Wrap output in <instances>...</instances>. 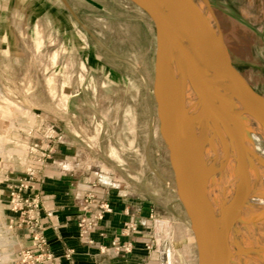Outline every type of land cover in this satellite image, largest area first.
<instances>
[{
    "label": "rangeland",
    "instance_id": "rangeland-1",
    "mask_svg": "<svg viewBox=\"0 0 264 264\" xmlns=\"http://www.w3.org/2000/svg\"><path fill=\"white\" fill-rule=\"evenodd\" d=\"M210 1L234 64L264 95L263 40L248 26V0L238 12L230 0ZM0 46V264H38L44 241L51 250L38 171L62 150L66 166L93 188L151 211L148 250H170V264H198L193 232L180 227L187 215L159 131L147 15L129 0H0ZM89 194L97 198L96 191L83 196L81 218ZM18 196L38 200L39 208H15ZM36 213L40 225L31 227ZM127 224L135 230L124 236L138 231L134 222L123 231ZM79 238L87 243L80 229ZM116 241L134 250L133 242Z\"/></svg>",
    "mask_w": 264,
    "mask_h": 264
},
{
    "label": "water",
    "instance_id": "water-1",
    "mask_svg": "<svg viewBox=\"0 0 264 264\" xmlns=\"http://www.w3.org/2000/svg\"><path fill=\"white\" fill-rule=\"evenodd\" d=\"M129 1L152 23L159 131L178 200L190 221L198 264H264L259 241L244 228L252 219L248 215L244 221L240 214L242 204L263 193L254 136L264 138V95L234 64L210 0ZM214 95L241 115L212 107ZM225 132L232 135L233 147L219 140ZM229 162L238 166L226 181ZM252 216L260 221L262 211Z\"/></svg>",
    "mask_w": 264,
    "mask_h": 264
},
{
    "label": "crops",
    "instance_id": "crops-1",
    "mask_svg": "<svg viewBox=\"0 0 264 264\" xmlns=\"http://www.w3.org/2000/svg\"><path fill=\"white\" fill-rule=\"evenodd\" d=\"M242 2L230 0L228 8L238 12ZM248 4V26L261 32L264 46V0L251 2L248 0ZM7 14L12 16L13 11H8L5 15ZM65 154L66 152L62 150L50 168L38 171L40 178L42 175L45 176L38 188L43 194L44 234L50 251L58 258L56 264H170V250L147 249L153 237L152 224L148 219L151 211L146 206H136L115 190L101 188L96 183V188H93L91 180L85 177L83 172L66 166L65 163L70 159ZM90 191H96L97 194L92 214L98 210V204L101 202H108L112 208V212L105 215L98 229L92 234L94 245L83 242L79 238L78 229V222L82 216L80 209L82 198ZM127 222L139 225L138 231L133 235H123V228ZM179 222L187 235L190 230L188 218L182 217ZM114 240L133 242L134 250L130 253L116 254L111 248V242ZM100 246L107 247L105 252H101ZM68 252H72L70 259L65 257Z\"/></svg>",
    "mask_w": 264,
    "mask_h": 264
},
{
    "label": "built area",
    "instance_id": "built-area-1",
    "mask_svg": "<svg viewBox=\"0 0 264 264\" xmlns=\"http://www.w3.org/2000/svg\"><path fill=\"white\" fill-rule=\"evenodd\" d=\"M95 195L94 194H89L86 198V204L83 207V210L85 212V215L81 218L79 222V229H80V237L85 240L89 244H94V241L91 239V234L98 228L100 222L104 219L105 215L108 213L112 212V208L108 202H101L98 204V210L94 214H89L91 213L92 206L95 202ZM15 203V208L22 209L24 206L30 207L32 210L39 208V202L38 200H33L28 198H23L19 197L14 201ZM35 217V216H33ZM31 217V220L28 221L27 224H30L32 226H39L40 225V215L36 213V217L33 219ZM33 230V229H32ZM37 230V228H36ZM135 227L131 225H126V228L124 229L123 233L124 234H129L130 231H134ZM35 231V230H34ZM39 232V231H38ZM37 233V232H36ZM39 233L35 235V239L41 240V236H38ZM112 248L115 251L116 254H121V253H130L132 252V244L131 243H126L121 245L118 241L114 240L112 242ZM43 249V250H42ZM101 252H105L106 247L105 246H100ZM72 256V252H68L65 257L67 259H70ZM26 257L28 259H32V255L30 254V251L26 253ZM58 258L50 251L47 249V245L45 241L42 244L41 250H38V256L36 258V263L38 264H56Z\"/></svg>",
    "mask_w": 264,
    "mask_h": 264
},
{
    "label": "bare ground",
    "instance_id": "bare-ground-1",
    "mask_svg": "<svg viewBox=\"0 0 264 264\" xmlns=\"http://www.w3.org/2000/svg\"><path fill=\"white\" fill-rule=\"evenodd\" d=\"M258 67V66H257ZM215 97L212 98V100L209 102L212 107L216 106L218 108H222L226 112H230L236 116H240L241 113L230 103H228L224 97H220L218 95H214ZM219 140L224 143L225 145L229 144L230 146H234V139L232 138V135L228 132L222 133L219 135ZM254 143L256 145L258 156L261 160V166H262V173L264 174V138H257L254 136ZM236 163L229 162L228 167L225 171V179L226 181H230L233 177V174L235 173V169L237 168ZM222 167V166H221ZM245 178H247V175H244ZM263 180V181H262ZM261 183L259 188L263 191L262 195L258 192L256 194L255 198L251 201H247L246 203L242 204L240 208V214L244 216V221L248 220V215L251 217V221L249 224L248 222L245 223L244 228L250 233L254 238H256L262 249L264 250V175L262 177ZM233 184L232 189L234 193V197L237 198L239 195L236 191ZM248 188V183L245 184L244 189ZM244 189H241L243 191ZM260 190V191H261ZM240 193V190L238 191ZM243 196V194H241ZM262 211V219L260 221H257L253 216L252 213L256 211Z\"/></svg>",
    "mask_w": 264,
    "mask_h": 264
}]
</instances>
